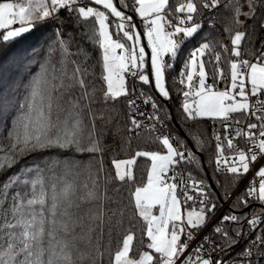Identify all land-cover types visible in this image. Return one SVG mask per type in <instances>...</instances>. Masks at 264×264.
I'll list each match as a JSON object with an SVG mask.
<instances>
[{
    "label": "snow or ice",
    "instance_id": "snow-or-ice-1",
    "mask_svg": "<svg viewBox=\"0 0 264 264\" xmlns=\"http://www.w3.org/2000/svg\"><path fill=\"white\" fill-rule=\"evenodd\" d=\"M221 9L224 35L213 36ZM61 11L84 43L65 32ZM33 33L41 34L32 52L42 53L43 62L24 95L13 102L0 87V120L14 117L0 136V175L33 158L0 183V264L264 261V0H0V84L5 59L9 69L24 66L11 49ZM197 37L171 83L187 88L178 90L183 119L208 118L222 131L214 127L208 137L190 130L189 147L179 135L160 131L172 117L127 77L170 99L166 74ZM85 44L98 47L95 63ZM15 85L9 79V88ZM141 97L151 113L139 109ZM113 122L119 151L105 143ZM240 137L246 147L234 143ZM149 144L163 152L139 147ZM206 145L213 148V171L230 174L234 188L254 175L211 235L201 236L219 205L210 185L187 166L199 171L195 146L203 152ZM109 151L114 174L105 163ZM121 153L128 158H116ZM140 158L150 164L146 182L136 184ZM254 203L258 211L246 213Z\"/></svg>",
    "mask_w": 264,
    "mask_h": 264
},
{
    "label": "trees",
    "instance_id": "trees-1",
    "mask_svg": "<svg viewBox=\"0 0 264 264\" xmlns=\"http://www.w3.org/2000/svg\"><path fill=\"white\" fill-rule=\"evenodd\" d=\"M129 3H131V0H128ZM170 3H175V0H170ZM221 19L217 23L216 28L219 29V31H213L212 35L213 36H223V26L225 21L223 20V16L227 15L226 12L221 9ZM60 19L64 22L65 25V32L68 34H74L76 35L77 41H80L81 43H84L83 41L80 40V36L78 33L75 32L73 26H72V21L71 18L68 16V14L64 11H61ZM205 32L208 31L207 25H205ZM41 38L40 33H33L31 35H28L26 38L21 39L18 43L15 44V46L11 49V54L12 55H18L20 57V61L23 63L24 66L22 67H17V68H12L9 69L8 61L5 59L4 61V83L0 84V87H2L5 90L6 95H11L13 102L16 100H20L22 96L25 93V88L24 85L28 83V81L31 78V75H34L36 71H38L37 65L41 62H43V54H34L32 52V49L36 47L38 44V41ZM199 40V37H197L196 40H192L190 43H186L184 45V53L181 54L180 60L176 62V67L173 71L169 72L166 74V81L167 85L170 86V99H164L159 96V94L154 90L153 88H149V86H142L138 81H134L133 78L128 76V84L132 85L133 83L139 84L143 89H145L149 94H151L156 101L162 105V113L167 112L170 114L172 117L171 119L168 120V126L170 131L173 134L179 135L181 138L188 140L189 142V147H193L191 141L188 138L187 133L191 131H196L197 134L204 136L205 134L208 137H211L212 131L214 126V123L212 120L208 118H198L196 121H191V120H185L181 116V104L183 101L182 95L179 93L178 90H187L182 85H179L178 83L172 84L171 80L173 77L178 78V73L181 70L182 67V60L184 58V55L187 53V51L191 50L193 47L197 46V41ZM227 43L230 44V41H226ZM85 47L88 48V50L91 52V58L93 63L99 60L100 58V51L98 47L96 49H92L90 45L85 44ZM71 50H75L74 48ZM33 56L34 59L29 62L28 57ZM165 59L167 60L168 57L166 56ZM222 67L225 68V72L227 73V66L224 65L223 63L221 64ZM100 67L97 65L95 68V73L97 76L100 74ZM206 71H209L210 76L208 80L211 79V71H212V66L211 65H206ZM9 73L11 75H9ZM9 79H15L16 80V85L13 86L12 88H9L8 86V81ZM99 83V81H98ZM219 85L221 87H224L225 84L223 81L219 82ZM121 101H125V98H121ZM117 107H124V104L122 103L121 105H117ZM126 110V107H125ZM13 111L12 109H9V112ZM14 118V117H12ZM12 118L8 117V114H5V117L0 120V136H6L7 131L11 129V123H12ZM115 122L113 124H109L106 126V131L108 132L107 138L105 140V143L107 145H110L111 147L115 148L117 151H119L120 147V141L119 140H114L112 136V130L114 128ZM218 124V123H217ZM147 134V133H145ZM122 135H126V133H122ZM214 145V141L212 142ZM138 145L134 142L133 143V148H137ZM139 147L143 148L144 150H159L162 151V148L158 146V144H149V145H139ZM195 151L197 152V155L200 157L201 160V167L199 171H197L193 166L189 165L187 166L188 171H192L193 176L202 178L205 180V182L210 185L209 188H213L212 185L214 186V189L222 196H227V193H231L235 188L233 187L231 181L233 177L230 174H223V173H215L213 171V167L210 164L209 160L210 157L213 154V148L212 146L206 145L205 149L203 152H200L199 146H195ZM128 155H131L129 153ZM111 152L109 151L106 154L105 158V163L106 166L112 171L114 174V168L111 165ZM116 158L118 159H124L128 158V156L124 155L121 153L118 155ZM23 163H28L32 164L33 163V158H28L21 164L17 165L15 168L9 170V172L5 175H0V183L5 181L9 175H12L16 171L20 170L23 167ZM150 164V162L146 161L144 158H140L138 160V165L139 167L134 169V177H135V183L140 184L143 182H146V174H147V167ZM212 183V185H211ZM115 186V184L113 185ZM147 242L145 238V243Z\"/></svg>",
    "mask_w": 264,
    "mask_h": 264
},
{
    "label": "built area",
    "instance_id": "built-area-1",
    "mask_svg": "<svg viewBox=\"0 0 264 264\" xmlns=\"http://www.w3.org/2000/svg\"><path fill=\"white\" fill-rule=\"evenodd\" d=\"M213 81L210 80V84L212 83ZM137 88H141V86L137 83L136 84ZM217 88H224V87H221L219 85V83L217 84ZM145 92H147L145 89H143ZM148 93V92H147ZM149 94V93H148ZM151 95V94H149ZM152 96V95H151ZM142 97L140 100L137 101V104H138V107L141 111H144L146 113H151L153 110L151 108V105H144L142 103ZM163 114V113H161ZM215 128H217L218 130H221L222 131V128L219 124H216L214 126ZM160 131L161 132H164V133H167L170 131L169 129V126L167 128H164V127H160ZM234 143H236L238 146L240 147H246V141L243 137H240L238 138L237 140L234 141ZM225 174V173H223ZM254 175V172H250L248 174V176H246L245 178H243V181L238 184L235 189L230 193L231 195H227V196H222L220 195L215 189H214V186L212 185V189L211 188H208V192L211 193V197L213 199V201L215 203H217L219 205L216 213L213 215L211 221L209 222L208 224V227L205 228L201 233L200 235H205V234H209L211 235V229H212V226L215 225L217 222H218V219L219 217L222 215V214H227L229 212V209H230V206H231V203H232V197L235 196L238 192H240L244 187H245V184L247 183V181L249 179H251V177ZM198 178V177H196ZM200 179V178H198ZM258 179V178H257ZM258 186V185H257ZM189 204H191V202H189ZM246 213L247 212H257L258 211V207L255 205V203L253 204L252 208L250 210H245ZM227 226V225H226ZM197 240H199V236L197 237ZM196 245V241H193L190 245H189V248L191 249L192 247H194ZM244 247V243L241 242V244H239L236 248H234L232 250L231 253H229V257L231 256H235L236 253L240 252V250ZM229 264H230V261H229ZM255 264H264V261H261L259 260V258H256V262Z\"/></svg>",
    "mask_w": 264,
    "mask_h": 264
},
{
    "label": "rangeland",
    "instance_id": "rangeland-1",
    "mask_svg": "<svg viewBox=\"0 0 264 264\" xmlns=\"http://www.w3.org/2000/svg\"><path fill=\"white\" fill-rule=\"evenodd\" d=\"M136 20H137V23L139 24V17H136ZM142 27V26H141ZM110 31L111 32H113V38L115 39L116 38V35H115V30H114V28H110ZM122 35V34H121ZM142 43L143 44H145L146 45V43H147V41H146V38L145 39H142ZM118 52H119V50H117ZM146 51L150 54V49H147L146 48ZM147 59V58H146ZM149 64H150V60H149ZM127 82H128V77H127ZM209 84H210V80H208L207 81ZM218 89H223V88H218ZM192 98H190V100H191ZM162 152H163V150H162ZM154 211V213H157V209H154L153 210Z\"/></svg>",
    "mask_w": 264,
    "mask_h": 264
}]
</instances>
